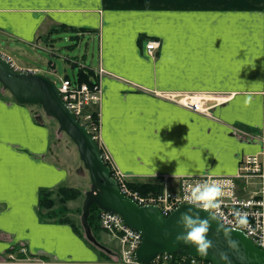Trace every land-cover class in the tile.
I'll list each match as a JSON object with an SVG mask.
<instances>
[{
	"label": "crops",
	"instance_id": "obj_1",
	"mask_svg": "<svg viewBox=\"0 0 264 264\" xmlns=\"http://www.w3.org/2000/svg\"><path fill=\"white\" fill-rule=\"evenodd\" d=\"M59 31L97 47L94 68L80 71L101 84L99 139L128 186L234 176L262 151L264 0H0V53L19 68L37 69L15 55L48 51ZM149 40L159 43L153 58ZM29 106L0 93V264L20 249L50 264L109 262L118 254L106 244L95 238L109 253L43 217L39 193L59 203L57 191L76 178ZM82 181L89 189L90 177Z\"/></svg>",
	"mask_w": 264,
	"mask_h": 264
},
{
	"label": "water",
	"instance_id": "obj_2",
	"mask_svg": "<svg viewBox=\"0 0 264 264\" xmlns=\"http://www.w3.org/2000/svg\"><path fill=\"white\" fill-rule=\"evenodd\" d=\"M0 84L18 104L40 106L47 117L58 123L59 132L65 133L76 146L90 177L91 185L85 193L80 220L85 239L93 246L109 253L97 242L89 227L88 217L92 204L101 211L119 215L128 227L141 234V244L135 258L144 264H149L160 254H182L211 264H224L218 257L221 251L228 253L231 264H264V251L258 249L241 231L230 229L231 238L239 245L238 252L230 250L224 235H215L217 224L222 225L216 218L208 234L214 247L208 250L206 257L197 255L196 250L189 245L176 244V235L183 231L182 227H178V218L191 205H182L164 217L156 207H140L123 195L111 177L109 168L105 166L96 141L64 105L55 84L44 75L17 72L0 55ZM209 214L200 210L201 217Z\"/></svg>",
	"mask_w": 264,
	"mask_h": 264
},
{
	"label": "built area",
	"instance_id": "obj_3",
	"mask_svg": "<svg viewBox=\"0 0 264 264\" xmlns=\"http://www.w3.org/2000/svg\"><path fill=\"white\" fill-rule=\"evenodd\" d=\"M158 48L159 43L157 41H147L144 45L146 56L153 58ZM7 60L10 61L9 58ZM12 65L14 66L13 63ZM15 69L21 70L16 66ZM29 71L36 72L37 70ZM58 92L64 105L73 113L79 123L93 134L95 140L99 141V126L93 121V111H88L87 108L99 107L102 100L100 82L78 83L65 78L60 80ZM186 106L195 111H202L197 103H187ZM262 141V151L244 157L240 162L238 172L234 176H184L179 179L180 183L176 191L169 190L165 186L161 193L149 195H142L128 187L125 175L114 166L106 151L102 152V158L125 196L132 199L140 207L155 206L164 217L170 215L179 206L189 204L184 196L186 192H191L192 187L198 181L219 182L222 190L219 205L207 212L212 214L224 227L244 233L257 248L264 251V122ZM236 180H242L244 190L252 186L254 191L247 197L239 195ZM99 225L120 247L116 264H143L135 258L136 250L141 244L140 233L129 228L119 215L107 211L100 212ZM18 252H9L6 256V264H50L40 257L29 255L24 249H20ZM150 264L211 263L184 255L162 254L158 255Z\"/></svg>",
	"mask_w": 264,
	"mask_h": 264
},
{
	"label": "rangeland",
	"instance_id": "obj_4",
	"mask_svg": "<svg viewBox=\"0 0 264 264\" xmlns=\"http://www.w3.org/2000/svg\"><path fill=\"white\" fill-rule=\"evenodd\" d=\"M78 36L77 38L75 36ZM53 47H50L48 51L42 50V49H30V48H24L25 52L28 54H33L34 57L31 58L29 61L25 60L24 57L21 58L17 55H15V58L22 61L24 64H27L28 66H32L34 68L40 69L41 73L53 81L57 86L60 83L59 78H69L72 81L78 79L79 71H80V65H83L85 68L87 67H93L92 62H97V47L96 45L87 37H81L78 34H75L74 32H67V31H59L53 34L52 36V43ZM5 43L0 38V48L2 51H5ZM72 60L78 61L79 64L73 65ZM51 64V69L54 70L55 74L50 72L48 68ZM26 70H31L28 68H24ZM22 70V69H21ZM0 93H7L2 88L0 84ZM199 105V103H198ZM29 107L33 108V113L35 119L37 122L42 123L47 129L50 134V143L52 144V148L54 149V153L60 155V159L63 160L69 164L70 169H74V185L73 187L76 188V190L80 193V196L77 198L78 201L83 199V195L81 192L85 193L89 190L87 188V184L83 183L82 178L86 176L89 177L88 171L84 168L82 162L80 161L77 148L74 145V143L70 140V138L63 132H59L58 123L50 118L47 117L42 110V108L38 105H30ZM187 107V106H185ZM200 107V106H199ZM190 109L189 107H187ZM88 111L93 110L91 107L87 108ZM263 129V127H262ZM113 163V161H112ZM115 166V165H114ZM76 167V168H73ZM82 171V173H80ZM179 185V183H178ZM170 186H173L170 184ZM176 188H171L172 191L177 190ZM83 190V191H82ZM81 191V192H80ZM238 193H242L244 197H247L250 193H252L253 187H248L247 190H244L243 183L239 182L237 186ZM152 192H149L147 194H151ZM143 195H145L143 193ZM83 204V202H82ZM82 204L80 203H74L72 205H68L67 203L64 205L66 207L67 213L65 215H61L59 213L61 207L60 203H55L53 207V213H56L57 216L54 218L56 221H62L64 219H68L70 222H72L79 230L80 235L84 237V231L81 225V209ZM49 212L47 210H42L43 217ZM93 213V212H92ZM96 217V216H95ZM46 218V217H45ZM91 225L90 229H92L93 236L102 244H106L108 248L112 249L113 252L116 254L119 253L120 247L118 243L114 239L105 240L104 242L101 240V235L97 234V230H100L98 228V224ZM104 237V236H103ZM110 260L112 263H117L118 259L117 256H114V258H111ZM104 260V259H102Z\"/></svg>",
	"mask_w": 264,
	"mask_h": 264
},
{
	"label": "clouds",
	"instance_id": "obj_5",
	"mask_svg": "<svg viewBox=\"0 0 264 264\" xmlns=\"http://www.w3.org/2000/svg\"><path fill=\"white\" fill-rule=\"evenodd\" d=\"M248 103H251V98L245 100V104ZM221 193L222 190L217 181H198L192 187L191 192H186L184 199L191 207L182 212L178 218V227H182L183 231L176 235V244L193 247L199 256L206 257L208 255V250L214 247L213 241L209 239L208 234L212 229L215 217L211 214L201 217L200 210L208 211L218 207ZM194 209H196L195 212ZM221 234L224 235L227 247L232 251L238 252L239 245L236 240L231 238V230L217 224L215 235L219 236ZM218 257L224 264H231L227 252H219Z\"/></svg>",
	"mask_w": 264,
	"mask_h": 264
},
{
	"label": "trees",
	"instance_id": "obj_6",
	"mask_svg": "<svg viewBox=\"0 0 264 264\" xmlns=\"http://www.w3.org/2000/svg\"><path fill=\"white\" fill-rule=\"evenodd\" d=\"M76 81L78 83H91L88 81L86 75H84L81 71H79L78 79ZM92 117H93L94 123L95 124L98 123V111L97 110L93 111ZM96 143L98 145V142H96ZM98 147H99V145H98ZM100 153H101V151H100ZM129 187L133 190H136V191L142 193V194L143 193L147 194L149 192H152V194H158V193H161L163 190V186L150 185V184H148V185H141V184H137V185L132 184L131 185L130 184ZM57 194H58V196H60L59 203L61 205H63L59 211V213L61 215H65L67 213L66 207L64 205L69 201L76 200L80 196V193L74 188H60L57 191ZM52 195H53V193L48 192V191H41L39 193V207H40V209H44V210H47V212H49L44 216L47 219H54L57 216V214L53 213V211H52L53 207L55 205V202L52 199ZM99 213H100V210L97 208V206L92 204L90 206V214L88 217V224L90 227H91V225H93L92 222L94 224H96V222H97V224H98ZM56 222L69 224L72 227L74 233L77 234L78 236L82 237L79 233L78 228L72 222H70L68 219H64L62 221H56Z\"/></svg>",
	"mask_w": 264,
	"mask_h": 264
}]
</instances>
